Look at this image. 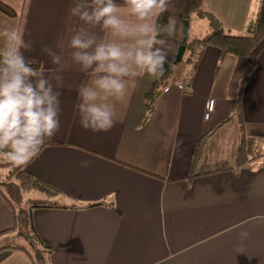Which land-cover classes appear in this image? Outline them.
<instances>
[{
	"label": "crops",
	"instance_id": "1",
	"mask_svg": "<svg viewBox=\"0 0 264 264\" xmlns=\"http://www.w3.org/2000/svg\"><path fill=\"white\" fill-rule=\"evenodd\" d=\"M3 1L17 15L9 18L0 12V28L23 30L25 41L32 44L31 50H24L25 58L40 61L46 72L55 69L41 49L59 53L60 45H66L80 24L70 15L76 1ZM252 2L204 0L203 6L229 33L237 34L250 20ZM199 20L190 23L189 29L193 25L203 30L194 37L207 31V22ZM97 34L108 38L107 33ZM68 51L65 46L68 66L61 73L60 128L52 137L60 144L43 148L24 166L53 188L27 196L47 205L32 212L45 250L36 247L43 254L38 264H264V219H257L264 217V155L238 169L211 172L234 165L242 137L227 97L236 58L220 59L218 48H205L190 75L188 67L175 74L151 113L144 99L151 78L138 77L129 83L124 99L111 101L114 126L93 132L81 127L75 116L77 88L93 77L70 62ZM185 80V88L179 89ZM208 99L214 107L205 118ZM241 105L244 132L257 138L264 151V49ZM213 128L197 175L189 178L195 144ZM82 161L88 166H81ZM203 172L209 173L198 174ZM12 213L0 195V231L13 226ZM243 231L249 236L241 242ZM0 264L36 262L24 250L6 249L0 252Z\"/></svg>",
	"mask_w": 264,
	"mask_h": 264
},
{
	"label": "clouds",
	"instance_id": "2",
	"mask_svg": "<svg viewBox=\"0 0 264 264\" xmlns=\"http://www.w3.org/2000/svg\"><path fill=\"white\" fill-rule=\"evenodd\" d=\"M170 5L171 0H122L121 11L116 0H76L70 15L80 24L66 45H60L59 53L41 49L57 66L47 72L25 58L24 50H31L32 44L25 41L23 30L0 28V156L25 166L59 130L61 73L68 66L65 46L70 62L93 77L77 88L78 123L93 132L110 130L115 123L111 101L124 99L129 83L138 77L160 79L165 74L178 23L173 15L161 22ZM88 164L81 162L83 167ZM248 236L243 231L239 239Z\"/></svg>",
	"mask_w": 264,
	"mask_h": 264
},
{
	"label": "trees",
	"instance_id": "3",
	"mask_svg": "<svg viewBox=\"0 0 264 264\" xmlns=\"http://www.w3.org/2000/svg\"><path fill=\"white\" fill-rule=\"evenodd\" d=\"M76 1V0H75ZM118 5L122 3L116 1ZM204 0H171L170 9L163 14L161 22H166L169 15L176 17L177 33L174 37L173 49L168 53V61L165 64V74L160 79L151 78V86L144 94L145 108L147 113H151L154 102L165 87H168L175 76V70L179 62L176 61L178 49L185 46L181 61L186 63L195 62L200 58L205 48L212 46L220 50V59L225 55H232L236 58V65L233 70L229 86L227 89V97L231 101V113L238 119L239 127L242 132L241 141L236 151L235 163L232 167L215 169L211 172H218L227 169H238L247 162L264 155V151L259 148L255 138L245 134L243 125V112L241 99L245 85L249 82L250 76L257 64V58L264 49V0L259 1L258 9L254 18L245 24L244 34H231L227 31L223 22L213 13L204 9ZM0 12L9 18L17 15L16 10L9 4L0 0ZM194 19H203L207 22V31L199 37H193L183 40L182 28L184 22ZM189 31V30H188ZM33 66L43 69V64L38 60H28ZM180 61V62H181ZM214 128L202 134L197 140L192 159L190 163L189 178L197 175L195 168L202 156L203 147L214 132ZM60 144L54 138L47 139L43 148ZM42 148V149H43ZM0 156V168L4 172H0V195L12 209L13 226L9 229L0 231V252L6 249L24 250L28 254L25 246L13 243L15 234L18 233L26 238L34 247H41V241L34 228L32 221V212L36 207L47 206L42 205L37 198L27 197L30 194L49 192L53 188L45 184L41 180L35 178L24 166H15ZM206 174L203 172L198 174ZM7 237H4L6 236ZM14 236V237H13ZM47 248V247H46ZM42 251H45L41 247ZM47 252L51 249L47 248ZM40 258H43L41 253Z\"/></svg>",
	"mask_w": 264,
	"mask_h": 264
},
{
	"label": "rangeland",
	"instance_id": "4",
	"mask_svg": "<svg viewBox=\"0 0 264 264\" xmlns=\"http://www.w3.org/2000/svg\"><path fill=\"white\" fill-rule=\"evenodd\" d=\"M259 1L260 0H253V2L251 3L252 13L250 14V17H249L250 19L254 18L255 15L253 16V12L256 10V8H258L257 6L259 5ZM195 20H199V19H194V21ZM195 27L196 26H193L192 25V27L189 29V31H188L189 39H191V38L194 37L195 32H197V33H199V32L202 33L203 32V30H202L201 27H199L198 30H195L196 29ZM244 33H246V31H245V24L243 25V30H240L239 33H237V34H244ZM195 65H196V63L195 62H192V63H189V66H188V64L185 61H181V62L178 63V65L176 67L175 74L177 73L178 75H180L181 69L184 70V69H187V67H188L187 74L190 75L191 72L195 70ZM172 82H173V80H172ZM176 87H177V84H176ZM255 141H256L257 145H260V143H259V141H258L257 138H255ZM2 159L4 160L5 158L2 157L1 160ZM0 172H4V170L2 168H0ZM13 240H14L13 241L14 244H18L20 246H25L27 248L29 254L32 256L33 260H35L36 264H38V262H39V260H41V258H40V254H39L38 250L36 249V247H34V245H32L26 238L22 237L18 233L15 234V237H14ZM21 255L29 263V257L26 255V253L21 252ZM41 264H42V262H41ZM45 264H49V263L47 262Z\"/></svg>",
	"mask_w": 264,
	"mask_h": 264
},
{
	"label": "water",
	"instance_id": "5",
	"mask_svg": "<svg viewBox=\"0 0 264 264\" xmlns=\"http://www.w3.org/2000/svg\"><path fill=\"white\" fill-rule=\"evenodd\" d=\"M188 30H189V21L186 20L184 22V25H183V28H182V34H183V40L184 41L187 40V38H188ZM184 51H185V46H181L178 49V52H177V55H176V61L177 62L181 61Z\"/></svg>",
	"mask_w": 264,
	"mask_h": 264
},
{
	"label": "built area",
	"instance_id": "6",
	"mask_svg": "<svg viewBox=\"0 0 264 264\" xmlns=\"http://www.w3.org/2000/svg\"><path fill=\"white\" fill-rule=\"evenodd\" d=\"M186 85V80L180 84H178L179 89L183 90L185 88ZM168 88L165 87L164 91H166ZM214 107V101L213 99H208L205 103V112H204V117L208 118L210 112L213 110Z\"/></svg>",
	"mask_w": 264,
	"mask_h": 264
}]
</instances>
